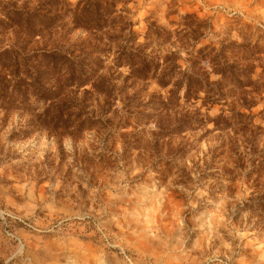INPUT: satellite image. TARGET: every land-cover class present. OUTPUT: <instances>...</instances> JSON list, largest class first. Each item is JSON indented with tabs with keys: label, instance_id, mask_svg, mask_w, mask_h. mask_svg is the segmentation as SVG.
I'll return each mask as SVG.
<instances>
[{
	"label": "rangeland",
	"instance_id": "rangeland-1",
	"mask_svg": "<svg viewBox=\"0 0 264 264\" xmlns=\"http://www.w3.org/2000/svg\"><path fill=\"white\" fill-rule=\"evenodd\" d=\"M42 1L16 6L32 11ZM103 1L117 12L100 25L119 16L132 22L157 64L186 42L176 34L181 22L209 28L200 46L249 44L264 59V0ZM61 25L63 34L73 24ZM151 25L171 41L156 31L146 40ZM147 84L130 115L119 100L122 109L104 125L72 136L36 129L26 136L30 117L0 110V264H264V87L253 94L258 104L241 111L244 123L220 131L214 120L228 103L181 99V107L156 112L154 99L149 120L139 116L150 95L166 98L171 88ZM180 123L184 131L168 133Z\"/></svg>",
	"mask_w": 264,
	"mask_h": 264
},
{
	"label": "trees",
	"instance_id": "trees-1",
	"mask_svg": "<svg viewBox=\"0 0 264 264\" xmlns=\"http://www.w3.org/2000/svg\"><path fill=\"white\" fill-rule=\"evenodd\" d=\"M102 1L80 0L72 6L60 0H44L34 10L25 11L17 8L19 0H0V38L8 39L0 48V110L19 111L30 117V128L24 135L36 129L72 136L104 125L105 118L115 116L122 108L130 115L131 110L138 109L134 100L142 90L147 92L148 80L155 81L161 90L171 88L166 98L150 95L141 104L143 112H137L139 116H151L149 109L154 99L152 109L156 112L181 107V99L184 103L201 100L203 106L228 103L215 117V127H223L218 130L244 123L240 120L241 111L250 112L258 104L253 94L264 87V59L255 57L256 47L237 43L200 46L206 37L204 31L209 28L200 27L198 22H181L184 28L176 34H184L186 42L157 64L145 54L143 45L137 44L132 22L119 16L112 18L109 26L100 25L102 19L117 12L114 6L102 8ZM189 18L187 14L182 17ZM65 19L73 25L61 34ZM152 27L145 34L146 40L150 31H156L164 32V44L171 41L165 30ZM76 29L83 32L71 39L69 36ZM105 29L111 33L104 38ZM47 34L49 42L38 46ZM108 45H114V51ZM257 67L260 73L255 75ZM224 112L230 115L225 116ZM248 116L252 118L251 114ZM127 123L120 128H126ZM163 124L158 122L156 126L162 138ZM182 125L175 124L168 133H181ZM248 125L253 127L251 122ZM258 166H264L262 158H258Z\"/></svg>",
	"mask_w": 264,
	"mask_h": 264
}]
</instances>
